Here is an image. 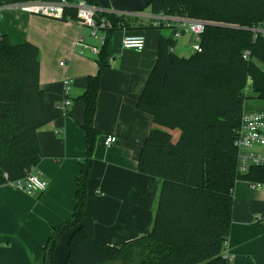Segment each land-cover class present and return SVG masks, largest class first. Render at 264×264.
I'll return each mask as SVG.
<instances>
[{
    "label": "trees",
    "instance_id": "obj_1",
    "mask_svg": "<svg viewBox=\"0 0 264 264\" xmlns=\"http://www.w3.org/2000/svg\"><path fill=\"white\" fill-rule=\"evenodd\" d=\"M73 4L74 0H65ZM95 6L93 0H85ZM96 7V6H95ZM151 14L164 13L206 23L200 52L180 57L175 39L160 36L155 65L136 109L157 126L145 137L138 157L140 174L159 184L150 234L119 247L93 239L84 226L88 180L101 131L94 126L102 74L114 31L152 29L137 17L99 10L104 41L96 56L98 73L87 78L77 98L84 105L85 156L76 177V203L70 219L56 227L43 246L41 264H54L53 251L67 231L64 264H228L223 256L229 235L233 189L237 182L264 185V168L237 171L234 146L240 116L248 100L264 101V0H150ZM73 6L63 19L76 20ZM248 53L247 59L244 54ZM36 46L14 44L0 35V186L21 179L41 160L37 132L63 114L45 103L39 82ZM251 80L252 96L244 89ZM254 96V97H253ZM264 108L247 110H262ZM179 131L173 142L170 131ZM263 227V226H262Z\"/></svg>",
    "mask_w": 264,
    "mask_h": 264
},
{
    "label": "crops",
    "instance_id": "obj_2",
    "mask_svg": "<svg viewBox=\"0 0 264 264\" xmlns=\"http://www.w3.org/2000/svg\"><path fill=\"white\" fill-rule=\"evenodd\" d=\"M24 1L31 0H0V35H7L14 44L28 42L37 47L40 89L46 104L60 108L66 98L70 103L65 113L37 132L41 160L35 170L46 182V189L28 195L0 186V264H41L52 227L72 215L75 179L85 156L79 127L84 105L77 98L85 91L87 78L98 73L96 56L88 50L79 55L75 44L82 38L100 50L104 37L102 30L92 36L89 27L74 19L27 14L13 7ZM149 1L93 0L99 10L132 14L140 26L149 23ZM163 30L114 31L107 49L110 68L100 79L94 117L101 135L94 150L83 224L93 239L110 246L146 238L153 226L160 186L153 177L140 174L137 163L145 137L157 126L150 115L136 109V103L155 65L159 37L172 35V31L166 35ZM135 34L144 37L143 50L122 48L124 36ZM179 47L177 55L188 57V49L183 44ZM177 48L175 45V54ZM259 108L264 105L253 109ZM170 133L173 142L177 141L179 131ZM108 135L116 139L109 148L104 145ZM256 216L264 219V185L252 188L247 182H237L222 253L231 258L228 264H264V227L255 222ZM70 235L67 231L60 236L53 251L54 264L65 263Z\"/></svg>",
    "mask_w": 264,
    "mask_h": 264
},
{
    "label": "built area",
    "instance_id": "obj_3",
    "mask_svg": "<svg viewBox=\"0 0 264 264\" xmlns=\"http://www.w3.org/2000/svg\"><path fill=\"white\" fill-rule=\"evenodd\" d=\"M69 6H73L76 13V21L81 25L91 29L92 36H96L97 31L104 30L109 27L108 23L101 19L100 23L95 22L99 9L88 4L85 0H74L73 4L58 0L57 2H44L41 0H31L19 2L13 5L14 8L27 13L49 18L62 19L64 18L65 10ZM117 16L123 15L114 11H107ZM132 15V14H129ZM149 25L154 29H168L172 31V37L177 39L184 34H191L198 37L203 33L206 23L200 20H193L179 16H170L164 13L151 14L149 17ZM264 33L261 28L257 29ZM104 41V37L102 38ZM122 48L140 52L145 46V39L140 34L126 35L122 39ZM76 47L79 55H83L88 50L92 55L97 56L99 49L88 45L82 38L77 39ZM191 53L200 52L201 48L198 42L191 44ZM248 53L244 54L247 59ZM68 87V82H65ZM247 86V85H246ZM66 88V92H67ZM69 100L66 98L60 109L65 113L69 105ZM116 139L114 136L108 135L104 139L105 147L109 148ZM234 146L237 151V171L240 174H245L251 167L264 168V109L262 110H247L244 109L240 116L239 127L236 131ZM252 188H260L259 183H248ZM5 186L11 189L25 192L28 195H37L46 189V182L42 180L36 173L35 168L25 171V176L21 179L7 182ZM255 222L264 227V219L259 216L255 217ZM227 261L231 258L224 256Z\"/></svg>",
    "mask_w": 264,
    "mask_h": 264
},
{
    "label": "rangeland",
    "instance_id": "obj_4",
    "mask_svg": "<svg viewBox=\"0 0 264 264\" xmlns=\"http://www.w3.org/2000/svg\"><path fill=\"white\" fill-rule=\"evenodd\" d=\"M262 29L264 30V26H262ZM162 33L163 34L165 33L166 35H169L171 33V30L166 29V30H163ZM196 42H198V37L193 36V35H191L189 33L179 36L176 39V44H175L178 47L177 51H176V54L180 53L179 50H178V49H180L179 44H183V48L185 50L188 49L187 55L189 56L190 52L192 51L191 50V44H194ZM246 85L247 86H245L244 93L246 94V96H252L253 93L251 92V80H248ZM262 105H264V101L248 100V101L245 102L244 108L245 109H247L248 107L249 108H254V107H258V106H262ZM115 264H122V263H115Z\"/></svg>",
    "mask_w": 264,
    "mask_h": 264
}]
</instances>
